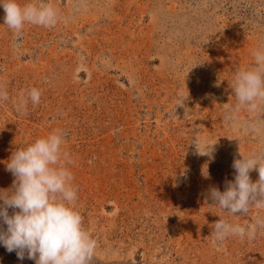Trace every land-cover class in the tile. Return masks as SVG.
<instances>
[{"label":"rangeland","instance_id":"obj_1","mask_svg":"<svg viewBox=\"0 0 264 264\" xmlns=\"http://www.w3.org/2000/svg\"><path fill=\"white\" fill-rule=\"evenodd\" d=\"M47 2L57 23L20 32L0 7V188L15 150L61 129L93 264H264V203L233 215L208 198L234 160L264 152V107L238 105L231 87L264 44V0ZM33 87L40 103L18 111ZM219 218L255 238L217 242ZM0 264L35 261L0 246Z\"/></svg>","mask_w":264,"mask_h":264},{"label":"clouds","instance_id":"obj_2","mask_svg":"<svg viewBox=\"0 0 264 264\" xmlns=\"http://www.w3.org/2000/svg\"><path fill=\"white\" fill-rule=\"evenodd\" d=\"M4 10V23L16 32L26 24L51 27L57 23L58 10L47 0L21 4L20 0H0ZM254 63L236 72L231 87L238 105L249 111L264 107V44L253 52ZM42 92L31 88L27 97L17 101V110L25 111L29 100L40 103ZM8 93L0 89V101ZM231 108L226 109L231 118ZM251 127L259 132L260 125ZM200 155H211L212 145L201 151L198 141H193ZM65 133L56 129L38 138L26 147L15 150L7 170L13 174V186L0 188V246L8 252L15 251L18 259L34 260L35 264H93L97 240L84 227V217L77 210L78 188L68 167L69 154L63 150ZM236 175L227 182L224 191L213 187L208 193L211 204L236 215L247 213L253 204L264 203V152L253 153L233 162ZM259 171L253 181L250 172ZM205 178L209 172L203 171ZM12 209V213H9ZM257 224H264L258 220ZM215 240L223 242L229 237L253 239L255 225H242L219 218L213 226Z\"/></svg>","mask_w":264,"mask_h":264}]
</instances>
